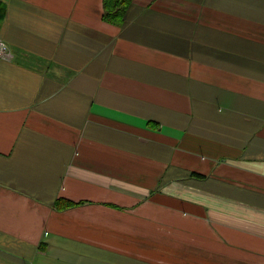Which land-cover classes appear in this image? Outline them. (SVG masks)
<instances>
[{"label": "crops", "instance_id": "crops-1", "mask_svg": "<svg viewBox=\"0 0 264 264\" xmlns=\"http://www.w3.org/2000/svg\"><path fill=\"white\" fill-rule=\"evenodd\" d=\"M103 11L0 0V264H264V0Z\"/></svg>", "mask_w": 264, "mask_h": 264}, {"label": "trees", "instance_id": "trees-1", "mask_svg": "<svg viewBox=\"0 0 264 264\" xmlns=\"http://www.w3.org/2000/svg\"><path fill=\"white\" fill-rule=\"evenodd\" d=\"M133 0H103V19L111 24L123 26L127 21V11ZM81 203L68 200H58L55 207L58 210H67Z\"/></svg>", "mask_w": 264, "mask_h": 264}, {"label": "built area", "instance_id": "built-area-1", "mask_svg": "<svg viewBox=\"0 0 264 264\" xmlns=\"http://www.w3.org/2000/svg\"><path fill=\"white\" fill-rule=\"evenodd\" d=\"M0 58L5 60H12L14 54L8 44L0 38Z\"/></svg>", "mask_w": 264, "mask_h": 264}]
</instances>
